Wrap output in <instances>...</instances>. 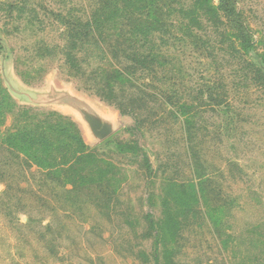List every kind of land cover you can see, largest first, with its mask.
Here are the masks:
<instances>
[{"label": "rangeland", "instance_id": "1", "mask_svg": "<svg viewBox=\"0 0 264 264\" xmlns=\"http://www.w3.org/2000/svg\"><path fill=\"white\" fill-rule=\"evenodd\" d=\"M155 1L0 0V264H264V0Z\"/></svg>", "mask_w": 264, "mask_h": 264}, {"label": "trees", "instance_id": "2", "mask_svg": "<svg viewBox=\"0 0 264 264\" xmlns=\"http://www.w3.org/2000/svg\"><path fill=\"white\" fill-rule=\"evenodd\" d=\"M100 1V9L99 14H101L99 17H102L104 15L112 16V19L116 18H123V22L121 25L123 27H128L131 30L134 31V34L140 36L142 41L146 42L148 36L150 35L151 31L155 30L154 25L150 23L153 19L152 16V9L156 8L157 2L155 0H99ZM207 4V1H206ZM134 5H137L138 7H135ZM207 12L211 11V6L205 7ZM133 9V10H131ZM220 9L223 11V14L227 18L230 19L232 22L231 24L234 27H238L241 29L243 26V20L239 16V13L236 9V1L235 0H220ZM149 12V13H148ZM128 13H132L131 16H128ZM136 15L137 17L135 18ZM149 16L150 18H148ZM98 17V19H99ZM96 19L95 21L91 22L90 24H87L86 27L92 28V31L88 30L86 31V34H91L93 32V28L95 26L100 25V21ZM103 23V22H102ZM164 26V25H161ZM241 32V30H239ZM244 33H241V36H244ZM4 107L0 106L1 113L3 112ZM3 114V113H2ZM78 142H83V139L81 137H73ZM34 142L37 143L36 139L32 138L29 140V145H27L29 148V151L33 149ZM84 146V143L83 145ZM25 146H15L20 151H24L25 155L29 157L28 152L23 150ZM33 158V155H32ZM34 161V159H32ZM39 163V161H38ZM36 162V164H38ZM41 166V165H40ZM154 225V221H151ZM155 262L156 264H160L158 255L155 256Z\"/></svg>", "mask_w": 264, "mask_h": 264}, {"label": "crops", "instance_id": "3", "mask_svg": "<svg viewBox=\"0 0 264 264\" xmlns=\"http://www.w3.org/2000/svg\"><path fill=\"white\" fill-rule=\"evenodd\" d=\"M67 108H68V110H69L70 113H75V115L77 114V110H76L74 107L69 106V107H67ZM88 108H89V107H88ZM104 122H105V121L98 120V119H96V120H95V119L90 120L91 126L93 127V129H94L97 133H99L101 127L105 125Z\"/></svg>", "mask_w": 264, "mask_h": 264}, {"label": "water", "instance_id": "4", "mask_svg": "<svg viewBox=\"0 0 264 264\" xmlns=\"http://www.w3.org/2000/svg\"><path fill=\"white\" fill-rule=\"evenodd\" d=\"M103 127H104V126L101 127L100 132H101V131H104V130H103V129H104Z\"/></svg>", "mask_w": 264, "mask_h": 264}]
</instances>
